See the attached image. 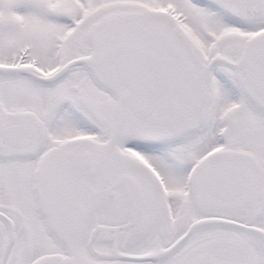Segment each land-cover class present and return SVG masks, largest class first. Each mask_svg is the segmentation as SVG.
Segmentation results:
<instances>
[{"label":"flooded vegetation","instance_id":"af4514ba","mask_svg":"<svg viewBox=\"0 0 264 264\" xmlns=\"http://www.w3.org/2000/svg\"><path fill=\"white\" fill-rule=\"evenodd\" d=\"M88 1L59 11L42 6L43 0H0V66L16 68L0 70V264H32L48 255L85 264H264V108L246 93L242 67L229 64L241 58L250 36L264 30V0H186L188 12H173L165 0L163 13L156 4L135 0L94 16ZM122 12L158 16L184 36L201 62L215 60L198 124L167 137L121 133L94 163L87 146L103 142L110 126L92 110L116 96L81 63L69 64L48 82L30 73L45 76L87 54L92 25ZM27 28L33 39L18 41L16 31ZM217 105L226 114L214 120L210 112ZM12 111L38 118L41 139L34 150L6 136L5 116ZM65 143L85 153L78 169H63L57 191L70 199L66 204L78 205L77 220L53 224L38 198L52 200L48 189L55 183L38 173L50 172L41 168L42 157ZM147 153L158 154L167 167L186 161L179 173L169 167L165 172ZM207 216L248 227L215 222L187 228ZM113 248L135 257L93 254Z\"/></svg>","mask_w":264,"mask_h":264},{"label":"water","instance_id":"95a60500","mask_svg":"<svg viewBox=\"0 0 264 264\" xmlns=\"http://www.w3.org/2000/svg\"><path fill=\"white\" fill-rule=\"evenodd\" d=\"M235 1L243 3L245 0ZM88 37L91 41L89 52L65 61L51 74L39 76L30 71L24 72L48 82L61 74L69 64L81 63L98 85L116 96L112 104L92 110L99 120L110 126L103 142L87 146L94 163L97 158L103 159L121 133L152 138L167 137L189 130L200 122L207 98V71L215 59L211 58L206 64L201 62L177 29L152 13L122 12L108 14L97 20L89 29ZM229 64L242 67V82L246 93L253 102L264 108V30L250 36L245 41L241 58ZM2 69L16 68L0 66ZM5 118L6 127L10 128L6 136L10 135L13 142L22 139L26 141L28 151L34 150L41 139L39 120L34 113L12 111L7 112ZM2 129L0 125L1 136L4 135ZM84 154L82 147L65 143L48 150L40 161L42 169L51 168L48 173H38L40 180L49 177L55 184L47 188L51 196L54 192L53 199L47 202L38 198V206L53 224H72L77 220L73 208L77 210L78 205L66 204L64 201L70 199L58 196L57 191L60 189L59 179L64 173L63 169H78L84 164ZM76 175V172L68 173V176ZM215 222L248 227L232 220L207 216L189 223L187 228ZM11 234L9 227L6 242H9ZM93 254L99 258L135 257L134 254L114 248L113 253L93 251ZM32 264L85 263L77 257L48 255L34 260Z\"/></svg>","mask_w":264,"mask_h":264},{"label":"rangeland","instance_id":"374dc122","mask_svg":"<svg viewBox=\"0 0 264 264\" xmlns=\"http://www.w3.org/2000/svg\"><path fill=\"white\" fill-rule=\"evenodd\" d=\"M85 0H43L42 6H47V7H53L58 9L59 11L62 10H72V8L80 9V7L84 6ZM150 3V4H156L157 8L163 13L167 9L165 8L166 4L164 5L165 0H139V5H143L145 3ZM183 2H186V0H170L171 3V10L173 12H181V11H186L188 12L189 9L186 7ZM88 6L92 7V16L101 13H106L110 12V9H114L113 7L115 6H123V5H128V4H135V0H89L88 1ZM30 6V5H28ZM109 9V11H108ZM192 9V8H191ZM193 10V9H192ZM174 14V13H172ZM176 14V13H175ZM37 20V19H36ZM21 30V31H20ZM17 32V39L18 41L21 40H31L32 34L30 33L29 28L27 29H20ZM46 62V61H44ZM238 112H241L240 110ZM237 112V113H238ZM226 114V109L224 110L221 106L217 105L213 107V110H211L210 115L214 120H219L221 118H224ZM147 155L156 162V164L163 169L165 172H169V168L174 172V173H179V170L183 166V162L186 161L185 158L181 159V162L178 163V165H171L168 164V167L164 164V162L160 161L159 155L152 154V153H147ZM169 175V174H167ZM177 176L173 178V180L176 182L177 181Z\"/></svg>","mask_w":264,"mask_h":264}]
</instances>
